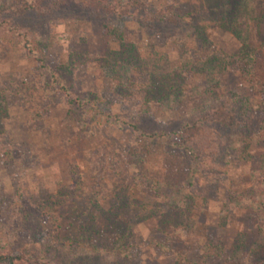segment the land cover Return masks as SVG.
<instances>
[{"label": "rangeland", "instance_id": "obj_1", "mask_svg": "<svg viewBox=\"0 0 264 264\" xmlns=\"http://www.w3.org/2000/svg\"><path fill=\"white\" fill-rule=\"evenodd\" d=\"M118 1L0 0V252L264 264V0Z\"/></svg>", "mask_w": 264, "mask_h": 264}, {"label": "trees", "instance_id": "obj_2", "mask_svg": "<svg viewBox=\"0 0 264 264\" xmlns=\"http://www.w3.org/2000/svg\"><path fill=\"white\" fill-rule=\"evenodd\" d=\"M36 0H21L20 5H18L16 11L19 12H24L27 9H37L38 5L35 2ZM83 1H88V3L93 4L94 6H100L103 9H106L107 7H111V8H116V3L117 4H121L120 1L118 0H83ZM134 4H137L136 1H132ZM238 30H240V28L235 27ZM236 29V30H237ZM236 36L239 35L238 32H236L233 29H230ZM159 80H162L161 77L159 78ZM158 82H154L153 81V85L151 87H154L153 89H157V87L159 86V81ZM163 86H167V84H163L162 83V87ZM178 86L175 83H170L169 86H167V89L171 90V94L169 95L170 97V101L174 102L177 98L178 95ZM163 91V89H160ZM159 101H162L161 99H158ZM209 121L215 122V123H219L220 125L223 126H228L231 124V117L226 114V113H213L209 118ZM194 125V123L192 124ZM185 128H189L191 126L188 125V123H186ZM188 133V132H187ZM145 136H156L155 134H151V135H145ZM160 138L163 136L162 134H159ZM181 136V135H180ZM165 137L167 140H169L168 142H171V144L175 147H179V148H185L187 149V145L186 143L182 140L178 139H171L168 135L163 136ZM190 152V154H193L192 150H187ZM262 168L260 170L255 171L252 176H251V180H250V189L240 195H237V197L235 198V203L238 207L243 208V209H251L252 211H254L260 218L264 219V161L262 163ZM0 264H29V261L27 259V257L23 254V253H19V254H6V253H1L0 252ZM187 264H190L189 262Z\"/></svg>", "mask_w": 264, "mask_h": 264}]
</instances>
